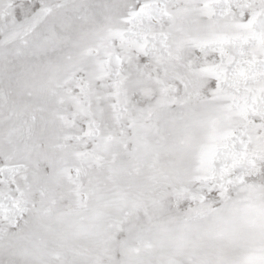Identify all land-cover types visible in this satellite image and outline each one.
Segmentation results:
<instances>
[{
  "label": "snow or ice",
  "instance_id": "6c2138e0",
  "mask_svg": "<svg viewBox=\"0 0 264 264\" xmlns=\"http://www.w3.org/2000/svg\"><path fill=\"white\" fill-rule=\"evenodd\" d=\"M0 264H264V0H0Z\"/></svg>",
  "mask_w": 264,
  "mask_h": 264
}]
</instances>
